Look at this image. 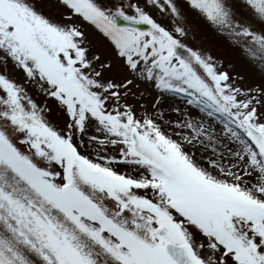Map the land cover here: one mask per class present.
Segmentation results:
<instances>
[{
  "label": "snow or ice",
  "instance_id": "6c2138e0",
  "mask_svg": "<svg viewBox=\"0 0 264 264\" xmlns=\"http://www.w3.org/2000/svg\"><path fill=\"white\" fill-rule=\"evenodd\" d=\"M0 264H264V0H0Z\"/></svg>",
  "mask_w": 264,
  "mask_h": 264
},
{
  "label": "rangeland",
  "instance_id": "374dc122",
  "mask_svg": "<svg viewBox=\"0 0 264 264\" xmlns=\"http://www.w3.org/2000/svg\"><path fill=\"white\" fill-rule=\"evenodd\" d=\"M197 39L201 41V46L209 50L213 56L222 60L225 67L231 64L235 66V72L242 75L246 74V69L239 60L238 54L230 48L223 38L216 36L210 29L201 27L197 31Z\"/></svg>",
  "mask_w": 264,
  "mask_h": 264
}]
</instances>
